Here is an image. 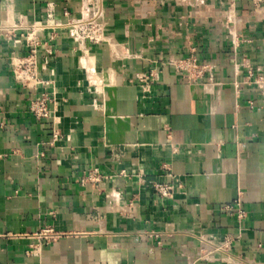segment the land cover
<instances>
[{
    "label": "crops",
    "instance_id": "1",
    "mask_svg": "<svg viewBox=\"0 0 264 264\" xmlns=\"http://www.w3.org/2000/svg\"><path fill=\"white\" fill-rule=\"evenodd\" d=\"M89 4L99 81L63 42L38 119L2 30ZM189 55L193 80L170 64ZM89 165L113 182L81 185ZM0 264H264V0H0Z\"/></svg>",
    "mask_w": 264,
    "mask_h": 264
},
{
    "label": "built area",
    "instance_id": "2",
    "mask_svg": "<svg viewBox=\"0 0 264 264\" xmlns=\"http://www.w3.org/2000/svg\"><path fill=\"white\" fill-rule=\"evenodd\" d=\"M253 1L257 2L258 0ZM13 27L20 29L9 31L4 35L3 39L7 42L5 48H10L9 56L16 79L24 87L35 91V96L30 101L29 108L38 119L49 118L52 113L50 104L51 102L55 104L53 101L55 92L54 96L51 97L46 90L50 84H53V78L50 77L52 72H48V65L50 58H57L62 55L61 45L63 42L67 41L69 45L74 44L78 47L79 54L77 55L80 56L81 65L87 72V81L93 83L99 81V73L93 62L94 59H91L90 49L93 45L107 41L109 25L104 9L100 4H89L82 9L79 17L71 18L66 22L56 19L53 13L50 12L44 22L27 23V21H19L14 23ZM4 31H6V28ZM170 64L189 80L201 77L208 69L207 65H201L194 55L173 59ZM146 78L145 76L144 79ZM56 135L54 133V137ZM170 150L173 156H177L180 147L171 145ZM108 181L113 182L112 176L104 173L98 165H89L80 179L83 186ZM154 187L161 196L168 197L173 193V179L172 181L156 180ZM114 188H118V184H115ZM134 202L136 201H131V206ZM234 207L238 210V218L245 217V211L241 209L239 199H236L233 205H225L224 210L230 211ZM58 236V233L52 228H46L40 233V237H43L46 242L48 239H56ZM227 242L228 240L224 244L226 245ZM207 246V241L202 240L201 252H203V256L210 254V250L206 249Z\"/></svg>",
    "mask_w": 264,
    "mask_h": 264
},
{
    "label": "rangeland",
    "instance_id": "3",
    "mask_svg": "<svg viewBox=\"0 0 264 264\" xmlns=\"http://www.w3.org/2000/svg\"><path fill=\"white\" fill-rule=\"evenodd\" d=\"M27 23H29V22H27ZM11 25L13 26L14 25V23H11ZM12 26L10 27H6L5 26V28H6V31H18L20 28H17V27H13L12 28ZM5 28L2 30V31H4L5 30Z\"/></svg>",
    "mask_w": 264,
    "mask_h": 264
}]
</instances>
